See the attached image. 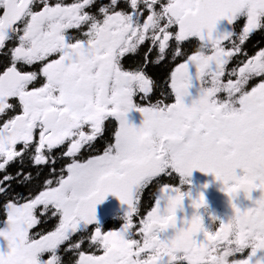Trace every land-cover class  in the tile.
I'll list each match as a JSON object with an SVG mask.
<instances>
[{"label":"snow or ice","instance_id":"snow-or-ice-1","mask_svg":"<svg viewBox=\"0 0 264 264\" xmlns=\"http://www.w3.org/2000/svg\"><path fill=\"white\" fill-rule=\"evenodd\" d=\"M95 2L0 0V49L17 40L10 65L0 71V117H7L0 123V171L25 157L34 167L55 165L52 153L64 145L60 158L70 160L42 185L23 170L0 179V194L18 177L29 188L27 197L2 206L7 251H0V264H62L58 253L66 242L65 251L77 257L73 264H216L217 252L228 258L224 264H264V255L257 257L264 253V195L243 211L232 204L226 221L216 227L212 216L206 227L195 211L188 218L183 204L188 198L198 210L203 194L182 190L198 170L223 184L230 203L240 191L246 198L255 189L264 193V50L244 53L228 68L250 34L264 28V0H127L131 11L109 0L95 14L85 10ZM221 20L227 23L218 29ZM193 41L195 50L170 71V91L155 103H136L137 94L148 100L155 87L144 71L152 51L158 64L171 48L174 62ZM145 42L143 65L126 69L122 60ZM38 63V71L23 70ZM133 110L143 117L138 127L126 119ZM109 120L115 127L102 153L77 159L104 136ZM173 173L179 186L158 185L153 206L135 223L143 191ZM109 194L127 208L118 229L104 231L95 206ZM41 218L58 222L36 238L30 230ZM246 250V258H236Z\"/></svg>","mask_w":264,"mask_h":264},{"label":"flooded vegetation","instance_id":"flooded-vegetation-1","mask_svg":"<svg viewBox=\"0 0 264 264\" xmlns=\"http://www.w3.org/2000/svg\"><path fill=\"white\" fill-rule=\"evenodd\" d=\"M58 2V0H49L50 4H55ZM74 2V0H63V3L70 4ZM163 2H166V0H163ZM109 3V0H96L95 4L90 7L86 8V11H89L91 13H97V9L101 4H107ZM141 8L143 9V5H141ZM34 10H39L38 7H34ZM116 10H125V11H131L128 7L127 0H119V6L116 8ZM147 11L144 10V15L142 16V20L146 18ZM226 21H218L217 22V28L221 29L226 26ZM245 23L244 18H241L239 21L236 22L234 28L237 33H239L242 30L243 24ZM83 30H86L83 29ZM73 34H75V30H70ZM238 42V41H237ZM174 45V41L171 42ZM17 44V40L15 38L10 39L5 42V45L2 49H0V71L4 69V67L10 65V49L15 47ZM150 46V42H145V44L141 45L138 52L136 54H128L123 60L122 63L126 69H133L140 67L144 63V54L147 51L148 47ZM231 42L226 41L225 47H230ZM196 48V42L193 41L190 44H186L184 46V52L185 55L182 57L177 58L174 62L171 61V51L170 48L168 50V55L165 58V60L161 61L160 63H154L157 56V52L154 49L152 53L149 56V61L147 63V66L144 67V71L146 74L152 78L155 82V87L153 92L151 93L148 100L142 101L140 99L141 94H137V96L134 97V101L138 104H141L142 106H146L148 103H155L157 99H161L160 93L162 91L169 92L170 90L167 88V78L169 77L170 71L175 67L177 63L182 62L188 54H191L192 51H194ZM264 50V28H260L257 30H254L249 38L246 40V42L242 45V53L235 56L232 61L229 63L228 68L235 66L240 60L245 59L244 53L247 54V57L254 56L258 51ZM41 65L38 63L32 67L23 66V70L26 71H32L36 70L38 71L39 67ZM259 82V78H255L253 81L250 82L249 87L253 86L255 83ZM40 83H42V78H38V81L35 82V86H40ZM221 98H223V93L219 94ZM166 102H171V99H167ZM11 115L17 114V113H10ZM4 119H7V117H0V123L3 122ZM126 119L134 126H139L142 122V115L138 111H130L126 115ZM107 128L105 131L104 136L99 137L95 142L94 146L92 148H89L88 146H85L84 149L81 150V152L78 154L77 159L80 160H86L91 155L101 154L103 151V147L105 146V138L111 137V132L114 130L115 127V121L109 120L106 122ZM37 139H38V133H37ZM22 147V145L17 146V150ZM67 145L61 146L60 148H57L53 151L52 155H54L57 159V163L55 165H42L38 167H34L31 163V161L28 159V157H25L23 162L19 158L11 162L4 171H0V179L3 178L4 175L11 174L13 176H16V174L23 170L24 172H31L33 176L32 183H41L45 178H52L55 179L60 174V169L66 165V163L70 162L68 158H60V153L62 151L66 150ZM51 167L56 168V173L54 175L49 174V169ZM37 173H41L39 176ZM66 174V173H65ZM237 174H241L240 170H237ZM22 179V177H18L17 180H12L10 182V187H8V193L7 194H0V227H2L3 221L6 219V216L3 211V204L6 202V200L10 197H16L19 195V197H27L29 195V188L27 184H22L19 182V180ZM188 183L182 185V190L189 191L193 197L196 196L197 193H202L205 200V205L198 209L193 210L190 207V200L186 198L183 201L184 207H185V215L190 218L193 214V211H195L197 214L201 215L202 221L204 225L207 227L210 217L215 216L217 217V225L220 220L226 221L232 214L233 210L229 203V198L226 196V194L221 190V183L217 181L214 176L211 173H203L198 170H193L189 177L186 178ZM164 183L169 184L170 186H179V178L177 174L173 173L172 176H164L162 175L157 180H154L142 193L140 204H139V215L134 217V222L138 224L139 218L146 214L148 210L153 206L154 204V197L157 193L158 185L162 186ZM4 186H7L4 185ZM55 186V185H53ZM260 196L259 189L253 190L250 194V198H246L244 193L242 191L238 192L236 194V197L234 200L231 201V204H235L238 208H240L241 211L253 207V201L258 199ZM20 202H23V199L20 200ZM127 206L123 205L118 198L112 195H108L105 197V199L97 204L95 206V214H96V222L97 224L102 228V230H116L122 223V219L124 216V213L126 211ZM37 215L39 216V210L37 211ZM57 218H41V223L36 225L33 229L30 230V234L34 237H37V233L44 234L48 231H51L54 229ZM94 226H89V232L92 231ZM201 234L197 235V238H200ZM79 237V234L74 235L72 238V242H75ZM139 238V237H137ZM68 247V243L66 242L64 245H61L59 250V255L62 258V264H73L74 260L77 258L72 252H66L65 249ZM82 250H91L87 248V245H85ZM0 251H7V243L6 241H3L0 239ZM247 251L243 254H237L236 258H246ZM264 255V253H257V257ZM45 259H47V255H45Z\"/></svg>","mask_w":264,"mask_h":264},{"label":"clouds","instance_id":"clouds-1","mask_svg":"<svg viewBox=\"0 0 264 264\" xmlns=\"http://www.w3.org/2000/svg\"><path fill=\"white\" fill-rule=\"evenodd\" d=\"M222 188H223V184H221V190H222ZM261 195H264V193H261L260 192V196ZM259 196V197H260ZM246 197V196H245ZM229 203H230V201H229ZM230 205H231V207H232V204L230 203ZM202 208V207H201ZM226 259H228V258H226V257H224L221 253H219V252H217L216 253V264H224V261L226 260Z\"/></svg>","mask_w":264,"mask_h":264}]
</instances>
